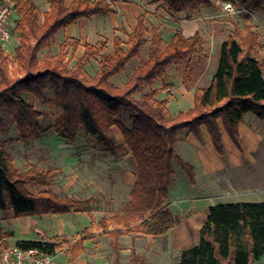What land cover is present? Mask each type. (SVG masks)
<instances>
[{"label": "trees", "instance_id": "trees-1", "mask_svg": "<svg viewBox=\"0 0 264 264\" xmlns=\"http://www.w3.org/2000/svg\"><path fill=\"white\" fill-rule=\"evenodd\" d=\"M48 9L40 11L36 0H12L15 15L13 30L19 43L14 49V62L9 66L7 54L0 45V130L4 128L1 111L14 122L19 136L25 139L29 132L42 131L41 121L46 112L22 97L27 92L42 99L50 88L54 108L53 129L58 136L74 140L79 129L87 139L96 142L102 150L115 156L119 146L112 132L116 126L122 142L135 162V182L129 192V211L102 216L97 225L109 236L112 258L109 264L121 263V236L137 232L162 235L175 225V216L167 207L169 181L173 174L172 162L178 161L191 184L195 183L193 167L174 149L178 132L187 128L200 137L205 125L216 152L225 157L221 131L217 119L233 143L238 144V124L250 112L264 120V43L250 12L264 15V0H229L244 13V24H234L220 44L219 62L206 87H197L192 106L167 117V100L157 98V89L150 88L135 97L134 93L161 77L174 63L189 61L204 43L196 30L184 35L176 29L164 42L156 28L148 23L145 12H140L126 39L112 36V49L103 52L106 41L91 44L71 38V49L82 45L83 53L73 66H68L67 50L38 56L39 48L57 31L75 24L81 18L116 12L117 0H46ZM170 14L188 11L210 0H159ZM148 44L147 56L134 68L121 85L110 81L127 62L139 55ZM99 54L95 72L83 75L80 69L93 55ZM190 67H187V71ZM127 112L129 124L120 120ZM56 168L41 169L35 164L22 172L14 164L11 153L0 144V240L2 248L10 246L13 235L1 224V212L12 209L15 217L68 213L90 206L91 197L77 199L60 197L53 189ZM87 214L92 218V214ZM113 225L111 229L109 225ZM93 233L81 235L68 245L70 259L84 251V241ZM17 240L21 248L36 247L53 252L62 242ZM264 255V200L217 202L208 207V214L196 243L183 249L176 264H253ZM123 264H148L144 254L135 249L134 239L127 260Z\"/></svg>", "mask_w": 264, "mask_h": 264}, {"label": "rangeland", "instance_id": "rangeland-1", "mask_svg": "<svg viewBox=\"0 0 264 264\" xmlns=\"http://www.w3.org/2000/svg\"><path fill=\"white\" fill-rule=\"evenodd\" d=\"M117 1L118 3L124 2L127 4H124V7L118 10L116 15H97V17L78 20L73 27V36L63 39L55 36L52 37L39 48L38 56L56 53L63 44V48L67 50L66 59L68 60V66H73L76 58L83 53L84 48L82 45H79L73 51L71 49V38L79 39L81 44L83 42L95 44L106 41V48L103 52H110L112 49V36L117 34L121 38L126 39V34L131 29V24L140 12H145L148 23L156 28L164 42L176 30L177 21L173 19L172 14L162 8L159 0ZM36 4L40 11L46 10L48 6L46 0H36ZM246 12L231 4L229 0H210L209 5H203L200 8L198 6L194 10L186 11V17L193 16L201 24L200 31L205 49L210 50L208 52L210 56L208 68L210 71L215 68V59L218 51L217 45H219L222 39L226 38L234 24L239 26L244 24L243 15ZM250 14L252 21L257 25L263 42L264 15L258 10L252 11ZM14 18L15 15L13 13L10 20L11 27L14 24ZM11 32L12 39L7 44V49L5 50L9 66H12L14 62L13 48L17 44V34L12 28ZM147 49L148 44L146 43L141 47L139 55L131 58L120 72L110 77V81L116 85H121L125 82L131 76L132 70L142 59L146 58ZM98 59L99 54H93L84 63L80 72L83 75H92L97 68ZM188 71L187 78L191 80L193 70L189 69ZM158 82L157 78L154 84H158ZM150 88L151 84L144 85L142 89L134 93V96L137 98ZM21 95L35 107L45 110L46 116L41 121L42 131L39 133L29 132L27 137L22 139L11 118L5 111H1L4 128L0 130V144L6 146L14 159V164L22 172L26 171L31 164H35L41 169L49 167L58 169V173L53 179L54 190L63 189L60 185L61 176H64L66 180H74L70 188H68L69 190L64 188L66 192H70L72 197L79 199L91 196L92 201L88 208L75 210L68 218L76 221L75 227L77 229L79 227L82 229L79 235L87 234L89 229L92 228L101 230V228L97 227L95 219L98 220L104 214L111 215L115 212H121L128 200L127 191L117 186L115 174L123 169L134 168L135 162L133 157L123 144L122 139L116 140L119 150L115 156H112L105 153L96 142L87 139L82 129L78 130L72 141L55 134V131H53L54 108L50 88L45 90L42 99L35 98L27 92H22ZM172 112L173 110L167 111V117L175 116L171 115ZM127 115V112H122L119 118L124 124L128 125L129 120ZM114 129L117 130L116 128ZM117 132L119 131L117 130ZM256 155V162L253 165L218 171L211 178L205 176L199 177V184L196 189H193L187 174L180 167L178 161L174 159L172 162L174 174L170 183L171 197L190 194L193 198L211 195L209 200L217 202L231 198L264 200V137L259 149L256 151ZM90 193L91 195L89 196ZM60 195L62 196L61 193ZM112 195L115 197H112ZM174 205L173 211L176 213L178 219L187 215L188 211H186V207H179L180 204ZM197 207L200 208L201 205L198 204ZM88 211L92 213V218H94L90 226L86 221V225H84V217ZM15 219L12 209H6L1 213L3 228L9 231L12 228L15 230L13 235L6 239L10 245H15L17 240H39L41 238L39 233L31 227V219L29 217L25 218L23 224L19 226H16ZM87 219L85 217V220ZM16 220H19V218ZM59 224L62 227L63 222L59 221ZM112 227V224L108 226L109 229ZM131 238L134 239L136 251L145 255L148 264H176L179 261L182 250L188 247L186 245L171 244L165 237L145 236L136 232L129 233L120 237L119 244L122 264L127 260ZM109 239V236L101 231L97 234L94 233L92 239L86 241L84 251L74 260L70 259L68 252L69 242L74 241L73 234L69 237L67 235H52L45 241L62 242V246L57 248L56 251L59 252V256L67 264H109L112 258ZM1 248L2 241L0 240ZM253 264H264V255L255 260Z\"/></svg>", "mask_w": 264, "mask_h": 264}, {"label": "crops", "instance_id": "crops-1", "mask_svg": "<svg viewBox=\"0 0 264 264\" xmlns=\"http://www.w3.org/2000/svg\"><path fill=\"white\" fill-rule=\"evenodd\" d=\"M66 1L67 0H65V3ZM70 1L71 0H69L68 3L66 4H69ZM121 3L122 2L118 3L117 1L116 12L108 13L106 15H116L118 10L122 9L124 7L123 6L124 4H127L124 2L122 4ZM201 6L203 5H200L199 8ZM106 15H100V16H106ZM172 15H173V19L177 21L175 29L181 30L184 35H191L196 30L200 31L201 28L200 22L197 19H195L193 16L186 17L187 15L186 11H181ZM91 17H97V16H91ZM135 22L136 19L131 24V29L135 25ZM75 24L61 28L59 31H57V33L54 36L61 39L65 37L73 36V27ZM131 29H129L128 32H130ZM224 39H222L219 45H217L216 47L218 51H217V55L215 54L216 55L215 68L212 71H210L208 68V62L210 60V56L208 55V52L210 50L209 49L206 50L205 45L203 43L201 50L197 54H195L189 61L186 62L182 61L172 64L166 70V72L160 78H158L159 80L158 84H154L156 83L157 79L151 83V88L157 89V95H156L157 98L167 100L168 111L170 112L171 110H173V112L171 113L172 116L176 115L181 110L187 109L192 105L193 93L197 87H206L210 84L211 77L216 71L218 66L220 44ZM18 43H19V38L17 37V44ZM263 43H264V37H263ZM17 44H15L14 48L16 47ZM263 51H264V47H263ZM187 67L188 68L190 67V69L193 70L191 74L192 75L191 80L187 78ZM263 77H264V71H263ZM217 122L221 131V138L225 151V157H221L214 149L210 135L205 125H201L200 127V137H197L193 132L189 131L187 128H183L178 132V137H177L178 139L174 144V149L175 152L184 161H186L193 167L196 176L195 183L192 184L193 189L197 188L199 184V177L205 176L211 178V176L218 171H224L231 168H240V167L242 168L245 166L247 167L253 165L256 162V156H257L256 151L259 149V146L261 145V141L263 140L264 137V120L258 119L250 112L244 114L243 121L238 124L239 136L237 141L240 146V149L237 148V146L233 143V141L230 139V137L224 130L220 118L217 119ZM114 128H116L119 132H117V130H115ZM112 132L115 137V140L119 141L120 139H122L121 132L116 126L112 127ZM62 172H64V170H62ZM173 174H174V170H173ZM173 174L171 176L168 185L169 194H168V199L166 201V205L175 216V220H176L175 225L168 232L162 235H157V236L145 235V234L143 235L152 236V237H165L169 242H171V244L189 246L198 241L200 229L208 214V207L211 204L217 203V201L209 200V197H211V195L197 196L196 198H193L190 196V194H184V195H175L174 197H171L170 183L173 179ZM115 179L117 186L120 189L127 191L128 194V200L122 211L119 212L120 214H125L130 209L129 192L132 189L135 182V167L129 169H123L117 172L115 174ZM73 181L74 180L71 179L66 180L64 176H61L60 185L62 186L63 189L55 190L60 197L71 196V193L66 192V189L64 188L67 189L70 188ZM60 193L62 194V196L60 195ZM90 195L91 193L89 194V196ZM112 197L115 196L112 195ZM180 201L181 203H179ZM229 201H263V200L231 198L220 202H229ZM174 204L176 205L180 204L179 207L182 208L186 207V211H188L187 215L181 217V219H178L176 213L173 211V208L175 207ZM198 204L201 205L200 208L197 207ZM73 212L74 211L68 213H61V214L47 213L40 216L37 215H28V216H20V217L14 216L16 219L19 218V220L15 219V224L16 226L22 225L25 218L29 217L31 219V227L34 228L37 233H39L40 237L44 236L42 240H48L49 237H51L52 235H67V237H69L71 236V234H73L75 241L81 236L79 234H81L80 231L82 229L80 227L77 229L75 227L76 221L70 220L68 218L70 215H72ZM102 216H110V215L104 214ZM85 217H87L88 219L85 220ZM85 217H84V225H86L85 223L86 221L87 224H89L90 226V223L94 221V218H90L88 214H86ZM98 220L95 219L96 225ZM59 221L63 222L62 227L60 226ZM97 227L99 226L97 225ZM11 231L15 232L13 228ZM99 231L102 232V229L101 230L100 229L95 230V228L89 229V232L93 233V235L94 233L97 234ZM91 239L92 238H90V240ZM87 240L84 241V246L86 245Z\"/></svg>", "mask_w": 264, "mask_h": 264}, {"label": "built area", "instance_id": "built-area-1", "mask_svg": "<svg viewBox=\"0 0 264 264\" xmlns=\"http://www.w3.org/2000/svg\"><path fill=\"white\" fill-rule=\"evenodd\" d=\"M230 6V4H228ZM12 0L0 1V45L4 51L11 42L12 32L10 26L13 15ZM18 37V35H17ZM0 264H67L59 256V252L54 250L49 253L36 247L21 248L10 245L0 249Z\"/></svg>", "mask_w": 264, "mask_h": 264}, {"label": "water", "instance_id": "water-1", "mask_svg": "<svg viewBox=\"0 0 264 264\" xmlns=\"http://www.w3.org/2000/svg\"><path fill=\"white\" fill-rule=\"evenodd\" d=\"M13 8H14V5H13Z\"/></svg>", "mask_w": 264, "mask_h": 264}]
</instances>
